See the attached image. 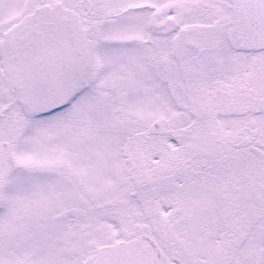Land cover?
<instances>
[{
    "label": "snow or ice",
    "instance_id": "obj_1",
    "mask_svg": "<svg viewBox=\"0 0 264 264\" xmlns=\"http://www.w3.org/2000/svg\"><path fill=\"white\" fill-rule=\"evenodd\" d=\"M0 264H264V0H0Z\"/></svg>",
    "mask_w": 264,
    "mask_h": 264
}]
</instances>
